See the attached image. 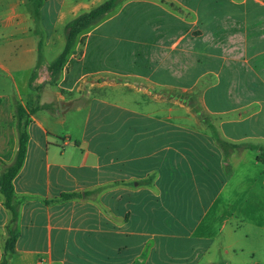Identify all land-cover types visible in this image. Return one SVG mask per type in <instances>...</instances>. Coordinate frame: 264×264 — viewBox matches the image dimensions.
Wrapping results in <instances>:
<instances>
[{"label":"crops","instance_id":"crops-1","mask_svg":"<svg viewBox=\"0 0 264 264\" xmlns=\"http://www.w3.org/2000/svg\"><path fill=\"white\" fill-rule=\"evenodd\" d=\"M40 1L37 18L31 0H0V71L30 72V89L42 43L59 56L66 26L107 0ZM257 29L251 60L225 77L223 111L210 112L225 148L167 103L141 100L146 90H130L128 105L60 96L58 108L38 90L15 223L0 202V264H264V249L238 247L241 234L264 236V22ZM71 111L86 112L78 132L57 131Z\"/></svg>","mask_w":264,"mask_h":264},{"label":"rangeland","instance_id":"rangeland-1","mask_svg":"<svg viewBox=\"0 0 264 264\" xmlns=\"http://www.w3.org/2000/svg\"><path fill=\"white\" fill-rule=\"evenodd\" d=\"M263 13L262 0H117L111 12L87 28L77 32L76 26L70 28L72 21L63 56L55 63L59 51H44L32 89L30 72L13 73V79L0 71V95L9 100L0 99V174L18 157L22 135L40 108V88L43 101L53 100L54 108L60 96L77 103L104 97L128 105L130 90H146L141 100L167 103L170 116L208 128L225 148L218 130L223 119L210 112L223 111L225 77H239L242 61L251 60ZM247 35L253 38L248 48L243 44ZM85 115L71 111L69 124L55 121L54 126L77 133ZM0 202L4 205L1 188ZM10 235L14 238L16 230ZM241 237L238 247L264 249V236Z\"/></svg>","mask_w":264,"mask_h":264},{"label":"trees","instance_id":"trees-1","mask_svg":"<svg viewBox=\"0 0 264 264\" xmlns=\"http://www.w3.org/2000/svg\"><path fill=\"white\" fill-rule=\"evenodd\" d=\"M116 1L117 0H108L101 6L93 9L92 11L88 13L81 15L76 20H73L72 22L73 24L72 23H71L72 25L70 24L71 25L70 28H72V26L74 25L76 26V31L78 32L82 28H85V27L87 28L93 25L94 23L101 20V18L104 17V15L108 14L109 12L112 11V9H114L116 5ZM31 4L34 9L36 17L39 18V7L41 5V1L31 0ZM43 47L44 45L42 43L41 59H40V65L38 69L44 63V55H43L44 48ZM65 50H66V47L64 51ZM64 51L56 58L57 60L55 63H58L60 61L59 57L64 53ZM36 72L33 77H36ZM33 81H34V78L32 80V87H34ZM38 90H41V88ZM27 143H28V132L26 130L24 134L22 135L21 146H20L16 161L7 169V171L4 174H0V188H1L2 194L5 197L4 205L12 214V223H15L18 220V216H19L18 207L14 204L15 189H14L13 181L23 167L26 152H27ZM15 242H16V236L13 238L10 235V237L7 239V242H6V250L7 251L13 250L15 246ZM1 264H7V263L3 262Z\"/></svg>","mask_w":264,"mask_h":264}]
</instances>
